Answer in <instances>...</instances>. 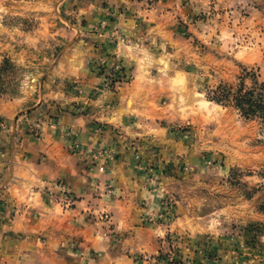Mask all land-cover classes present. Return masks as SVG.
Segmentation results:
<instances>
[{
	"label": "crops",
	"instance_id": "obj_1",
	"mask_svg": "<svg viewBox=\"0 0 264 264\" xmlns=\"http://www.w3.org/2000/svg\"><path fill=\"white\" fill-rule=\"evenodd\" d=\"M110 2L111 29L125 37L104 46L110 64L134 66L129 81L102 87L92 61L104 54L76 31L54 58L0 48V62L11 56L32 69L19 95L0 97V204L14 211L0 225V254L22 259L7 264H68L73 241L84 253L99 252L92 264H132L127 252L153 254L164 243L157 214L170 177L150 179L129 144L147 159L155 155L148 141L167 146L157 123L165 111L161 81L174 83L181 74L168 73L157 40L170 32L173 12L144 0Z\"/></svg>",
	"mask_w": 264,
	"mask_h": 264
},
{
	"label": "rangeland",
	"instance_id": "obj_2",
	"mask_svg": "<svg viewBox=\"0 0 264 264\" xmlns=\"http://www.w3.org/2000/svg\"><path fill=\"white\" fill-rule=\"evenodd\" d=\"M144 1L173 12L170 32L153 43L160 41L158 53L167 57V65L162 63L168 73L181 75L174 83L161 81L165 91L159 103L165 111L157 123L161 144L167 146L148 141L146 150L155 155L147 159L134 142L129 144L150 179L170 177L157 214L164 243L153 254L127 252L129 262L246 264L251 259L264 264V129L233 106L209 100L220 83L236 87L244 70L264 81V0ZM112 8L110 0H0V48L22 46L34 59L54 58L63 43H72L76 31L78 39H87L104 54L92 61L102 87L129 81L133 65H127V75L107 71L113 61L109 63L104 41L113 45L118 36L125 37L111 29ZM61 29L68 37L60 35ZM104 34L109 39H99ZM4 58L10 66L0 72V97H15L32 69ZM244 84L251 86L252 79L245 77ZM170 151L172 156L159 159ZM13 214L0 204V225L11 222ZM69 246L74 252L65 258L68 264H92L99 256L97 251L84 253L79 241ZM20 259L0 254V264Z\"/></svg>",
	"mask_w": 264,
	"mask_h": 264
},
{
	"label": "trees",
	"instance_id": "obj_3",
	"mask_svg": "<svg viewBox=\"0 0 264 264\" xmlns=\"http://www.w3.org/2000/svg\"><path fill=\"white\" fill-rule=\"evenodd\" d=\"M9 63L10 61L6 58L1 60L0 72L9 67ZM126 71L127 68H121V73L123 75H126ZM244 71L245 73L240 76V82L236 87L227 83H220L212 91L209 100L219 104L233 106L242 117L259 120L261 127L264 129V81L259 82L256 80L254 73L247 70ZM245 77H250L252 79L251 86H245Z\"/></svg>",
	"mask_w": 264,
	"mask_h": 264
},
{
	"label": "built area",
	"instance_id": "obj_4",
	"mask_svg": "<svg viewBox=\"0 0 264 264\" xmlns=\"http://www.w3.org/2000/svg\"><path fill=\"white\" fill-rule=\"evenodd\" d=\"M122 64L119 61H115L111 64V66L109 67V69L107 70L109 73L114 72L115 73H120L121 74V68H122ZM99 169L102 170L103 166H99Z\"/></svg>",
	"mask_w": 264,
	"mask_h": 264
}]
</instances>
